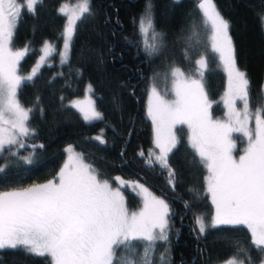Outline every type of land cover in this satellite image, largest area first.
<instances>
[{
	"label": "trees",
	"instance_id": "obj_1",
	"mask_svg": "<svg viewBox=\"0 0 264 264\" xmlns=\"http://www.w3.org/2000/svg\"><path fill=\"white\" fill-rule=\"evenodd\" d=\"M74 1L42 0L34 14L23 12L15 31L11 47L28 49L20 60L18 74L27 77L36 70L32 80L24 81L18 90L21 106L33 110L26 126L34 132L21 137L23 148L12 145L11 152L8 146L0 153V166L7 165L0 172V191L52 181L65 160V149L71 147L76 154H83L101 179H135L168 205V240L156 242L155 264H162L161 255L163 264H222L233 258L247 264L244 253L238 254V246L248 250L252 264L261 262L264 257L253 249L244 226L219 225L200 232L197 218L210 225L215 205L207 190L208 172L188 142L186 125L174 129L179 142L168 155L169 167L155 161L146 96L152 85L160 93H169L173 67L186 75L195 74V61L203 56L207 67L202 82L211 104L209 112L214 119L224 115L226 75L211 49L209 30L200 28V44L187 48L191 26L199 28L202 24L197 0H91L92 15L78 22L69 55L60 63L66 19L59 13V6ZM215 3L229 22L237 67L246 72L250 108L254 109L264 93V0ZM149 5L155 29L163 34L165 45L153 56L146 53L139 32L140 18ZM45 41L53 44V52L48 63L36 68L39 48ZM88 83L95 108L101 113L98 122H85L68 104L83 95ZM249 127L254 128L253 121ZM97 136L104 143L96 140ZM231 136L236 144L233 155L238 157L247 147V137L241 132H232ZM149 152L153 154L151 165ZM123 195L129 212L139 209L141 199L135 192L124 188ZM0 264H49V260L20 248H6L0 249Z\"/></svg>",
	"mask_w": 264,
	"mask_h": 264
},
{
	"label": "snow or ice",
	"instance_id": "obj_2",
	"mask_svg": "<svg viewBox=\"0 0 264 264\" xmlns=\"http://www.w3.org/2000/svg\"><path fill=\"white\" fill-rule=\"evenodd\" d=\"M41 3L42 0H26L23 4L18 0H0V153L6 145L9 152L12 145L23 148L20 138L34 132L26 126L33 110L21 106L18 90L24 81L32 80L36 70L27 77L18 75L20 60L28 49L13 51L11 44L23 12L34 14ZM90 3L91 0H81L70 11L67 6L59 9L67 16L62 60L78 22L92 15ZM197 6L202 24L199 28L191 26L187 48L200 44V28L211 31V49L219 54L228 75L224 100L228 115L224 121L214 120L209 112L211 104L202 82L207 67L204 57L195 61L199 78H193L195 74L186 76L179 67H173L172 98H166L169 93L162 95L155 86L149 97L148 116L155 126V146L159 149L155 161L169 167L168 155L179 142L174 129L187 125L188 142L209 173L207 190L215 205L210 225L202 217L197 218L200 232L219 225L244 226L250 233L253 249L264 257V93L257 98L255 108H250L249 80L246 72L237 67L229 22L215 0H197ZM139 32L149 56L162 52L164 36L155 29L151 5L140 18ZM45 50H50L47 42ZM236 101L243 104L242 111L236 110ZM73 106L80 109L86 121L101 119L90 99ZM250 121L254 128L249 127ZM232 132H243L247 137V147L238 157L233 155L236 144ZM95 139L104 143L101 136ZM66 151L71 154L58 174V182L50 180L0 191V249L20 248L48 259L49 264H155L156 242L168 240L169 208L165 201L136 185L143 194L144 206L138 213H130L119 187L113 188L108 180L101 179L97 169L84 162L83 154L73 153L71 147ZM152 155L149 152L150 165ZM5 167L0 166V172ZM169 175L174 178L171 170ZM140 241L145 243H137ZM239 253H244L247 264H252L247 249L238 246ZM163 260L161 255L162 264ZM229 264H237L236 259Z\"/></svg>",
	"mask_w": 264,
	"mask_h": 264
},
{
	"label": "rangeland",
	"instance_id": "obj_3",
	"mask_svg": "<svg viewBox=\"0 0 264 264\" xmlns=\"http://www.w3.org/2000/svg\"><path fill=\"white\" fill-rule=\"evenodd\" d=\"M24 2H26V0H18V3L19 4H23ZM81 2V0H77V1H74V2H63V3H61L60 4V6H59V9L62 7V6H67V10H71V9H73V8H75L76 7V5L77 4H79ZM59 13H60V11H59ZM64 18L66 19L65 20V22H64V25H63V30H62V46H61V48H60V55H59V61H60V63H63V62H65L66 61V59H67V57H68V55H69V49L67 50V55L66 56H64L63 57V60H62V53H64V32H65V27H66V24H67V16H65L64 15ZM264 19V18H263ZM209 33H210V37H211V31L209 30ZM45 42H47V45L49 46V49L50 50H48V51H46L45 50ZM45 42H43L42 44H41V46H40V48H39V51H40V55H39V58H38V63L36 64V68H39V67H41V65H43V64H46V63H48L47 61H48V58H49V56L52 54V52H53V44L52 43H50L49 41H45ZM210 43H211V40H210ZM12 48V47H11ZM23 49H25V48H19V49H13L12 48V50L13 51H17V50H23ZM217 55H218V58H219V54L218 53H216ZM203 57V56H202ZM198 59H200V58H198ZM197 59V60H198ZM219 62H220V64H222V67H223V63H222V61H220V59H219ZM196 66H197V68L199 67L197 64H196ZM196 68V69H197ZM223 71H224V73H225V75H226V84H225V86H226V88H225V91H224V94L222 95L223 96V98H222V102H223V107L225 108V110H224V115H223V117L222 118H213L214 120H221V121H224V120H226V118H227V115H228V107L226 106V104L224 103V100H225V98H226V96H225V94L228 92V75H227V72L224 70V67H223ZM19 75V74H18ZM186 75V74H185ZM187 76V75H186ZM193 78H199V76H198V74H196L195 73V75L193 76ZM170 84V91H169V95L166 97V98H169V99H171L172 98V93H171V88H172V79H171V83H169ZM264 84V83H263ZM153 87V85L152 86H150V88H149V90H148V92H147V96H146V108H145V111H147V117H148V119H149V121H151V124H152V132H153V143H154V147H155V149H156V156L157 155H159V149L158 148H156V146H155V126H154V124L152 123V120H151V117H149L148 116V105H149V97H150V95H151V88ZM83 95H81L80 97H77V98H75L74 100H71L70 102H68V104L73 108V109H75V110H77L81 115H82V117H83V119H84V116H83V113L80 111V109L78 108V107H74L73 105L74 104H76L77 102H81V103H83V102H85V101H87V100H92L93 101V96H92V92H91V86H90V84L88 83V84H86V86H85V89L83 90ZM162 95L164 94V93H161ZM94 103V102H93ZM94 106H95V103H94ZM235 107H236V110L237 111H242L243 110V104L240 102V101H236V103H235ZM6 119H10V117H8V116H6L5 117ZM102 119H98V120H94V121H86L85 119H84V121L85 122H98V121H101ZM6 127H10V125L9 126H6ZM186 127H187V125H186ZM187 130L189 131V136H190V130L188 129V127H187ZM241 133H243V132H241ZM21 139V138H20ZM6 147H8L7 145H6ZM69 147H67V149H68ZM73 152V151H72ZM73 153H75V152H73ZM71 153H69L68 151H66V149H65V160H64V162L62 163V165L60 166V168H59V170H58V172H57V174H56V176L54 177V179L52 180L53 182H58V174H59V172H60V170H61V168L68 162V159H69V155H70ZM84 162H85V160H84ZM86 163V162H85ZM156 163H158L159 164V162H157L156 161ZM206 172H208L207 171V169H206ZM208 175H209V173H208ZM207 175V176H208ZM121 181H123V184H121ZM48 182V181H47ZM46 182V183H47ZM110 184H111V186L113 187V188H116V187H119L120 189H121V191H122V193H123V189L124 188H128L131 192H135L136 194H137V196L138 197H140V199H141V203H140V206H139V209H137L136 211H134V212H136V213H138L139 211H141L142 209H143V206H144V200H143V194L140 192V189L138 188V187H136V185H142L144 188H147L148 189V191L151 193V195L152 196H155L156 198H158V199H162L161 197H159V196H156V195H154L151 191H150V189H149V187L148 186H146L144 183L142 184V183H140L139 181H137V180H135V179H124V178H119V179H117V178H115L113 181H111V182H109ZM42 184H45V183H42ZM36 185H40V184H36ZM33 186V185H32ZM29 187V186H28ZM9 190H13V189H9ZM4 191H7V190H4ZM163 200V199H162ZM130 213H132V212H130ZM167 219H168V217H167ZM199 226V225H198ZM158 231V230H157ZM230 260H232V259H229V260H226V261H224L222 264H229V261ZM236 261H237V259H236ZM237 264H239V261H237ZM258 264H261V262H259Z\"/></svg>",
	"mask_w": 264,
	"mask_h": 264
}]
</instances>
